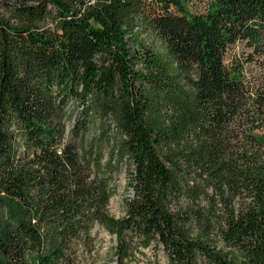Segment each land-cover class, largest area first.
Listing matches in <instances>:
<instances>
[{
	"label": "trees",
	"instance_id": "16d2710c",
	"mask_svg": "<svg viewBox=\"0 0 264 264\" xmlns=\"http://www.w3.org/2000/svg\"><path fill=\"white\" fill-rule=\"evenodd\" d=\"M101 232L113 264H264V0H0V264Z\"/></svg>",
	"mask_w": 264,
	"mask_h": 264
},
{
	"label": "rangeland",
	"instance_id": "374dc122",
	"mask_svg": "<svg viewBox=\"0 0 264 264\" xmlns=\"http://www.w3.org/2000/svg\"><path fill=\"white\" fill-rule=\"evenodd\" d=\"M135 33V32H134ZM141 40L146 44L156 45L161 48V45L156 41L153 36L144 35ZM132 50L136 49L134 44L130 45ZM126 175H122L116 186V194L113 197L110 204V212L116 218H122L124 216L123 202L126 198H131V191L126 187ZM114 242L104 232L100 233V239L96 243V249L92 255H80V264H107L111 263L113 256ZM145 257L141 258V264H167L168 259L162 252H155L154 250L145 251ZM113 264V263H111Z\"/></svg>",
	"mask_w": 264,
	"mask_h": 264
}]
</instances>
